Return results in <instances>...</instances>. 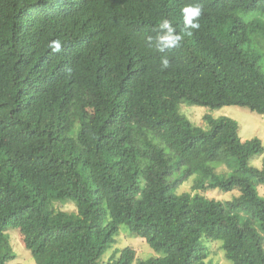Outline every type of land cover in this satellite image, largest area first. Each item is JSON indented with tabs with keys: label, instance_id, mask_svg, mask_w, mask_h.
<instances>
[{
	"label": "trees",
	"instance_id": "1",
	"mask_svg": "<svg viewBox=\"0 0 264 264\" xmlns=\"http://www.w3.org/2000/svg\"><path fill=\"white\" fill-rule=\"evenodd\" d=\"M190 2L204 11L187 35ZM164 18L183 39L161 52ZM253 36L264 42V0H0V264L15 256L8 229L35 264H101L120 225L160 255L125 246L105 264H213L207 240L232 264H264V155L248 163L260 139L242 141L228 116L203 129L178 112L264 114ZM192 175L194 193L179 192Z\"/></svg>",
	"mask_w": 264,
	"mask_h": 264
},
{
	"label": "rangeland",
	"instance_id": "2",
	"mask_svg": "<svg viewBox=\"0 0 264 264\" xmlns=\"http://www.w3.org/2000/svg\"><path fill=\"white\" fill-rule=\"evenodd\" d=\"M251 43L252 46L260 50V54L264 58V42L262 41V39L260 37L255 38L253 36ZM178 112L180 115L185 117L193 126H198L203 129H208L209 127V124L204 116L231 117L238 123V135L242 141L257 137L258 139H260L261 144L264 148V114L256 113L243 106L225 105L222 107L211 108L207 106L187 104L186 102L180 103ZM263 155L264 150L262 153L251 157L248 163L254 167H260ZM181 170V168L176 170L173 177L177 176ZM194 178L195 175H192L187 180H183L178 191H190L191 193H194L192 189ZM256 190L259 195L264 196L263 185H256ZM202 193L209 198L226 200L231 199V197L238 194V191H222L218 188H212ZM56 207L68 211H72L75 209L73 204L70 202L63 205L56 204ZM6 233L8 243L15 254L14 258L9 260L6 264H35L30 252L25 249L22 243V237L20 233L14 229H8ZM260 233L264 237V232L261 231ZM205 243L209 251L208 259L211 260L213 264H232L230 260L225 258L224 251L222 250L221 243L219 241L207 240ZM125 246H131L132 248H134L135 257L139 259H146L151 256L160 255V253L158 254L146 243L144 238L131 233L125 225H120L119 231L115 236L114 243L99 258L100 263L105 264V262L112 254L118 255L120 249Z\"/></svg>",
	"mask_w": 264,
	"mask_h": 264
},
{
	"label": "clouds",
	"instance_id": "3",
	"mask_svg": "<svg viewBox=\"0 0 264 264\" xmlns=\"http://www.w3.org/2000/svg\"><path fill=\"white\" fill-rule=\"evenodd\" d=\"M183 26L187 35H191V30H198L200 28L199 18L201 17L204 8L201 3H187L182 9ZM183 39V35L179 33L173 23L164 18L158 25L157 35L154 38V46L159 51L163 52L165 49L178 47ZM148 42L153 43V37H148ZM53 51L61 49V41L54 40L49 44ZM170 66L167 56L161 57V69H167Z\"/></svg>",
	"mask_w": 264,
	"mask_h": 264
}]
</instances>
